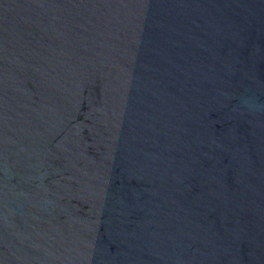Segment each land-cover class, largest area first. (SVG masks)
<instances>
[{
    "label": "water",
    "instance_id": "1",
    "mask_svg": "<svg viewBox=\"0 0 264 264\" xmlns=\"http://www.w3.org/2000/svg\"><path fill=\"white\" fill-rule=\"evenodd\" d=\"M0 264H264V0H0Z\"/></svg>",
    "mask_w": 264,
    "mask_h": 264
}]
</instances>
